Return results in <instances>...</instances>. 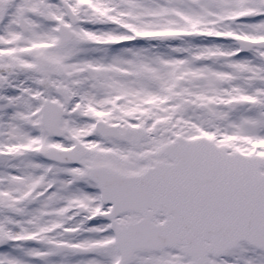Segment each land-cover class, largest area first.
<instances>
[{"label": "snow or ice", "instance_id": "1", "mask_svg": "<svg viewBox=\"0 0 264 264\" xmlns=\"http://www.w3.org/2000/svg\"><path fill=\"white\" fill-rule=\"evenodd\" d=\"M0 264H264V0H0Z\"/></svg>", "mask_w": 264, "mask_h": 264}]
</instances>
